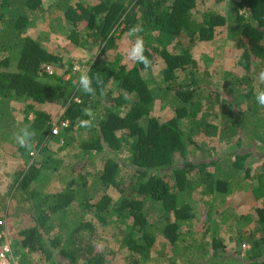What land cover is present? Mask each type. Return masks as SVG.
Wrapping results in <instances>:
<instances>
[{
	"label": "trees",
	"instance_id": "1",
	"mask_svg": "<svg viewBox=\"0 0 264 264\" xmlns=\"http://www.w3.org/2000/svg\"><path fill=\"white\" fill-rule=\"evenodd\" d=\"M198 1L85 0L77 6L64 1L55 4L66 9L67 19L73 24L69 35L73 43L86 48L90 41L103 38L100 56L87 71L96 88L95 95H89L79 88L81 74L73 71L72 65L65 67L61 54L46 49L25 34L36 13L45 10L44 0H0V145L15 146L19 155L28 156L33 150L44 152L53 136L54 106H63L65 111L60 119L70 121L66 145L78 143L91 162H94L91 152L104 160L99 182L105 193L93 205V216L101 225L113 223L119 229V247L129 251L126 264L156 261L152 252L160 231L172 249V264L177 258L186 260V264H264L261 251L264 204L256 208L254 232L239 235L237 240V245H249L245 257L237 255L223 260L217 250L224 244L214 239L208 260L193 259V250L183 244L181 226L196 215L187 197L198 188L207 195L231 193L232 181L240 183L238 171H251L250 160H245L249 153L239 154L234 148L228 153L232 157L226 173L229 176L223 175L219 167L212 170L218 166L215 158L202 154L197 160L192 158L195 164L188 159L191 150L201 151V144L193 138L197 132L193 131L200 126L198 115L205 106L202 97L208 89L199 80L193 43L213 40L219 27H226L229 38L241 49L237 63L242 72L232 74L229 84L221 91L219 87L209 88L210 93H216L215 102L222 103L220 98L224 99L228 111L234 114V124L247 125L249 116L248 126L253 129L250 137L264 145V136L260 134L261 130L264 132V107L255 99L257 90H264V83L254 84L264 72V0H232L228 14L211 9L196 19L191 12ZM136 25L143 29L139 35L145 42V55L153 62L151 69L158 60L163 63L162 78L154 87L144 78L142 64L134 63L130 68L123 64L117 67L102 64L101 56L116 48L117 39ZM48 66L53 67V73ZM188 67H191L188 82L179 84L180 72ZM97 78L102 84H96ZM160 97L167 99L173 108V117L163 120L155 114ZM14 101L24 103V120L18 121ZM85 108L93 114L84 115ZM78 119L90 120V127H79ZM189 124L194 130L190 128L186 132L184 128ZM23 128L35 133L30 149L21 147L14 138ZM180 158L182 163L178 165L176 161ZM126 167L133 170L128 193L127 180L122 174ZM196 167L197 181L189 182L191 169ZM261 169L258 178L264 175V157ZM217 172L224 178H219ZM15 179L12 198L27 201L30 206L24 209L28 210V225L22 222L12 239L14 251L16 244L20 249L22 264H108L110 256L100 252L97 243L87 238L95 232L93 222L68 225L60 220V228L54 235L49 230V220L78 200V187L88 183L87 177L82 182L72 177L63 190L51 193L33 190L29 185L33 179L27 170ZM259 182L263 185L254 191L255 203L260 199L264 202V182ZM113 185L122 192L117 201L106 192ZM150 208L160 214L161 222H157L155 229L154 225L149 226ZM207 213L210 219L212 208ZM3 216L9 220L8 215L0 214V218ZM37 252L42 255L39 259L34 256ZM59 256L67 262L59 260Z\"/></svg>",
	"mask_w": 264,
	"mask_h": 264
},
{
	"label": "rangeland",
	"instance_id": "2",
	"mask_svg": "<svg viewBox=\"0 0 264 264\" xmlns=\"http://www.w3.org/2000/svg\"><path fill=\"white\" fill-rule=\"evenodd\" d=\"M62 1L67 2L70 6H77L78 3L85 0H44L46 3L45 10L36 13L34 22L29 25L25 34L40 42L46 49L61 54L64 57L65 67L72 65L73 71H77L78 73H76L79 75L87 73L90 65L100 56L103 38L100 36L96 41H90L86 48L73 43L69 38L73 24L67 19L66 9L55 5ZM231 1L199 0L197 7L193 9L191 14L196 19L201 18L203 14L211 9L228 14ZM127 32L117 39L116 48L106 51L101 56L103 65L117 67L123 64L127 68L133 66V62L125 59V49L130 47V41L134 40V38H128L125 35ZM185 42L187 43V39ZM237 46L235 40L229 38L226 27H219L213 40L193 43L192 54L200 72L199 80L208 89L202 97L205 106L198 115L200 126L195 130L190 124L184 128L186 132L190 131V128H192V131L194 130L193 132H197L196 135L193 133V138L201 144V151L191 150V157L188 159L195 164L202 154L207 158H215L218 166L213 167L212 170L215 171L219 167L223 169V175H227L229 164L232 162V157H228V153L234 148L235 152L239 154L249 153L250 156L245 160H250L249 165L251 168L250 174L248 172L242 173L241 169L238 171V175L243 178V183H241V178L239 180L241 184L232 181L231 189L237 187L239 188L238 190L231 193L217 194L214 192L207 195L200 191L201 188H198L192 192L190 198L187 197L189 203L194 207L196 215L191 221L182 224L181 232L184 235V246L189 245L194 252L191 253L194 254L193 259L208 260L212 254L211 243L214 239L224 244L223 247L217 250L223 260L237 255L240 256L239 258L245 257V251L249 248V245L247 243L237 245V240L240 236L248 234V232H254L255 220L257 219L256 208L264 203L263 201L254 202L256 199L254 191L260 185L258 176L260 171H262L260 162L262 157H264V145L258 142L257 139L250 137L253 129L248 126L249 116L245 122L247 125H243V122L234 124V114L232 111H228L230 108L229 106L226 107L227 104L224 103V99L219 97L222 103L215 102L218 97L215 92L213 94L210 93L211 90L209 89L211 87H219L221 91L225 85L229 84L232 74H241L242 71L237 63L241 49ZM162 67L163 63L158 60L153 69L143 71V76L150 86L154 87L162 78ZM190 70L191 67H188L184 72H180L179 84L188 82L186 79ZM254 82L256 86L260 83L259 80ZM210 102L212 105L214 102L215 105L212 106ZM54 107V121H57L65 110L61 105ZM13 108L18 121L24 120V103L14 101ZM155 108V114L163 120L174 115L173 108L165 98H158ZM207 130H210L208 131L209 135L205 133ZM66 133L63 132L60 137L52 136L44 152L39 153L33 150L28 156L19 155L15 146L0 145V214L8 215L9 220H5L4 216L1 218L5 220L7 229L9 228L11 231L22 226V222L23 225H28L30 218L26 215L28 210L24 209L30 208L29 204L27 201L19 202L12 198L15 178L25 170L31 174L33 179L29 184L30 187L37 192L44 193L63 190L64 185L70 183L72 177L78 178L80 182L87 177L88 183L78 187L81 199L79 200V197L71 207L61 211L58 216H53L49 220L50 234L54 235L59 230L60 220L68 225L74 222H93L95 232L92 237L88 235L87 238H91L97 243V248L100 252L110 256L108 257V264H126L129 261V251L126 249L122 250L119 247V229L113 223L108 226L101 225L94 220L93 216L95 212L93 205L97 204L105 193L99 182L104 160H101L95 152H91L92 158H94V162H91L89 155L81 150L78 143L66 145V136H68ZM260 134L264 136L263 130L260 131ZM260 143L263 148H260ZM227 157L229 160H225ZM192 158H196V160ZM122 161L123 159L120 160V162ZM181 163L182 158L176 161L178 165ZM191 171L189 182L194 183L198 178V169L197 167L192 168ZM122 174L127 180L126 192L128 193L133 181V170L130 167H126L122 170ZM216 175L219 178H224L218 172ZM227 178H229V181L231 180L230 177ZM242 185L244 188H240ZM106 192L113 196L115 201L122 196V192L115 185L107 189ZM5 206L7 209H5ZM208 208L213 210L210 219L207 218ZM159 215L152 208L148 210L149 226L152 227L154 225L155 229L157 222H161ZM11 231L9 233L13 239L14 234ZM254 235L259 237V233ZM19 250L16 244L15 251L17 255H20ZM261 251L264 253V247H262ZM184 253L187 256L188 252L186 249H184ZM34 256L36 259L42 257L38 252L34 253ZM152 256L159 262L158 264H172L170 260L173 258L172 249L161 231L157 235V243ZM58 258L62 262H67L62 256ZM156 261H151V263L155 264ZM185 261L182 258H177L175 264H186L187 262Z\"/></svg>",
	"mask_w": 264,
	"mask_h": 264
},
{
	"label": "clouds",
	"instance_id": "3",
	"mask_svg": "<svg viewBox=\"0 0 264 264\" xmlns=\"http://www.w3.org/2000/svg\"><path fill=\"white\" fill-rule=\"evenodd\" d=\"M142 31L143 29L140 26L136 25L129 29V31L125 34L128 38H134V40L130 41V47L125 49V59L133 63L142 64L143 70L147 71L153 67V62L145 55V42L143 37L139 35V33ZM258 80L260 83H264V72H261L259 74ZM78 84L80 90H82L84 93L89 95H95L96 88L93 87V78L87 73H81L78 78ZM96 84L100 85L102 84V81L97 78ZM255 99L258 105L264 107V90L258 89L255 95ZM82 111L84 115H91L90 110L87 108L83 109ZM77 124L79 127L87 128L90 127L91 121L88 119H78ZM66 129L63 132H66ZM34 135V131H29L28 128H23L20 130L19 133L15 135L14 138L21 147L30 149L32 147L31 140Z\"/></svg>",
	"mask_w": 264,
	"mask_h": 264
},
{
	"label": "built area",
	"instance_id": "4",
	"mask_svg": "<svg viewBox=\"0 0 264 264\" xmlns=\"http://www.w3.org/2000/svg\"><path fill=\"white\" fill-rule=\"evenodd\" d=\"M48 70L53 73V67L48 66ZM70 121L60 118L53 123L51 133L60 137L61 133L68 128ZM6 220V218H4ZM0 218V264H22L20 256L13 249V240L8 232L6 222Z\"/></svg>",
	"mask_w": 264,
	"mask_h": 264
},
{
	"label": "crops",
	"instance_id": "5",
	"mask_svg": "<svg viewBox=\"0 0 264 264\" xmlns=\"http://www.w3.org/2000/svg\"><path fill=\"white\" fill-rule=\"evenodd\" d=\"M63 113H64V112H63ZM63 113H62V114H63ZM51 139H52V138H51ZM50 141H51V140H50ZM260 164H261V162H260ZM261 170H262V169H261ZM261 172H262V171H260V173H261ZM248 174H250V173H248ZM240 178H241V183H243V178H242V176H240ZM240 178H239L238 180H240ZM258 180H259V181H260V180H263V182H264V175H263L262 177L260 176V178H258ZM241 183H239V184H241ZM259 184H260V182H259ZM259 187H262V186L259 185V186L257 187V189H258ZM240 188H244V186L242 185ZM238 189H239V188L236 187V188L233 189V191L238 190ZM257 189H256V190H257ZM233 191H232V192H233ZM259 201L262 202L261 199H260ZM259 201H258V202H259ZM263 204H264V203H263ZM260 207H261V206H260ZM8 229H9V228H8ZM9 230H10V229H9ZM9 230H8V232L11 231V230H10V231H9ZM11 232H12V234H14V231H11ZM9 234H10V233H9Z\"/></svg>",
	"mask_w": 264,
	"mask_h": 264
},
{
	"label": "water",
	"instance_id": "6",
	"mask_svg": "<svg viewBox=\"0 0 264 264\" xmlns=\"http://www.w3.org/2000/svg\"><path fill=\"white\" fill-rule=\"evenodd\" d=\"M91 114H93V112L91 111Z\"/></svg>",
	"mask_w": 264,
	"mask_h": 264
}]
</instances>
